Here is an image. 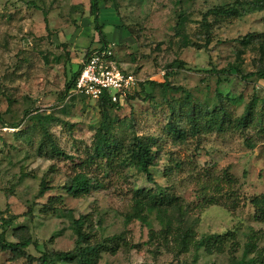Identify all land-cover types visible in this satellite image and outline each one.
I'll list each match as a JSON object with an SVG mask.
<instances>
[{"label": "rangeland", "instance_id": "obj_1", "mask_svg": "<svg viewBox=\"0 0 264 264\" xmlns=\"http://www.w3.org/2000/svg\"><path fill=\"white\" fill-rule=\"evenodd\" d=\"M234 1L188 3L189 19L179 35V0H100V23L118 67L144 82L168 77L179 87L167 89L166 98L156 88L150 97L146 84V92L124 98L113 113L119 142L127 144L135 134L155 140V189L175 196L173 223L166 230L156 220L151 227L125 219L133 213L135 190L154 187L144 175L120 158L81 165L89 162L102 113L97 101L63 93L84 54L101 44L90 0H0V116L9 124L24 120L20 128H10L0 118V214L16 216L21 226L16 230L23 228V237L32 236L36 243L28 249L31 254L73 250L72 216L86 214L92 241L119 236L106 242L109 247L98 264H232L252 236L264 254V212L255 204L258 200L264 207V78L244 77L264 72V7L213 26L207 46L200 25L203 12ZM253 32L257 41L243 45L240 40ZM182 35L195 45L187 46ZM235 64L242 74L230 69ZM216 88L241 96L240 102L229 105L234 117L255 99L254 121L224 131L208 127L185 142L174 139L167 129L164 100L190 92L196 103L212 109L219 103ZM7 98L13 99L10 107ZM36 112L52 116L47 128L70 158L38 153L42 134L32 118ZM81 170L89 172L97 187L74 197L64 185ZM43 177L50 188L40 195ZM42 208L52 209L45 213ZM187 228L194 233L190 249L179 251L174 238ZM15 232L9 231V239L17 240ZM207 236L208 249L194 263L195 242ZM27 261L11 259L9 252L0 250V264H30Z\"/></svg>", "mask_w": 264, "mask_h": 264}, {"label": "trees", "instance_id": "obj_2", "mask_svg": "<svg viewBox=\"0 0 264 264\" xmlns=\"http://www.w3.org/2000/svg\"><path fill=\"white\" fill-rule=\"evenodd\" d=\"M90 14L93 18L95 24V29L97 30L99 42L101 44L96 46L86 52L82 59L89 56L94 50H108L111 54L105 56L106 60H109L116 64L113 52L111 50V45L109 44L106 35L103 31V25L100 23V0H90ZM193 0H179L181 10L175 13L178 16L176 27L178 29L177 34L181 33V30L185 28L187 20L189 19V8L188 3H192ZM185 7V8H184ZM264 7V0H235L233 3H225L214 5L202 14L200 20V25L204 30L205 35V45H209L212 41V28L218 25L219 22L223 20H228L232 18H241L245 14L254 10H261ZM180 35V34H179ZM257 33H248L240 41L243 45L249 46L251 43L257 41ZM182 40L187 44V46H194V42L187 39L186 35H182ZM184 44V45H185ZM260 48H263V43L260 44ZM82 64L78 66V69L74 72L71 80L66 84L63 96L68 93H74L72 91L75 80L81 70ZM118 67V64H116ZM121 69V68H119ZM230 69H237L242 74L237 64L231 66ZM123 70V69H121ZM125 71V70H123ZM134 73V72H133ZM168 75H171L170 72ZM258 76L259 78H264V72L252 71L247 73L245 78H252ZM218 82H221V78H218ZM148 85L150 92L148 96L152 95L156 88H160L163 92V97L166 98L167 89H179V87L174 86L169 81L168 77L164 81H140L139 86L132 91L127 92L125 96V101L129 98L135 96L139 91H147L144 87ZM216 98L219 99V103H216L212 109L203 107L201 104L196 103L193 100V96L190 92H187L185 97H178L172 99H165L168 107V122L167 129L170 135L174 139H178L180 142H185L189 137H198L205 131H208V127L216 128L219 131H224L228 127L235 126L237 128L247 127L250 123L254 121L255 118V99L250 101L244 109V112L240 116H233L229 111V105L236 104L240 102V97H234L227 94H223L218 88L215 89ZM2 93L0 92V96ZM8 106L13 103L12 98H7ZM264 103V97L260 99ZM163 103V102H162ZM102 113V121L97 129L96 138L93 143V152L89 156V162L83 161L81 165H98V159L106 158V162L111 163L113 158H120L125 164L134 168L137 172L144 175L150 183L154 184V187L150 188H137L134 195L133 203V213L126 215V221L130 222L133 219L142 221L143 223L153 226V220L158 221L164 228L171 229L173 220L171 218L170 211L175 208V204L172 203L174 199V194L167 193L164 190H156L155 187H159L156 179L153 176L151 167L155 165L156 154L153 151V144L155 143L154 138L149 136H139L133 135L127 144L119 142L116 138V123L118 122L117 116L114 115V111L120 109L121 102L113 101L108 95H103L98 101ZM263 105V104H261ZM32 118H36V126L40 125L41 138L40 144L38 146V153L41 155L49 154L52 156L58 155L65 158H70L71 156L67 154L64 150L60 149L52 134L47 128V122L52 120L51 115H42L36 112L32 114ZM25 116H29L26 111ZM31 117V114H30ZM4 127L10 128H20L24 120L9 124L2 118ZM260 119H262V112H260ZM62 122V121H61ZM22 131V130H18ZM97 185L92 181L89 176V172L86 170H81L77 172L71 179L64 185V189L74 197H82L96 188ZM50 188L49 181L45 177L42 178L40 182L39 194L44 195V193ZM255 204L260 207L261 213L264 212V207L255 200ZM45 208H42L44 210ZM52 209V208H50ZM44 210L45 213H50L51 210ZM53 211H58L55 207ZM16 216H10L9 218L4 217L0 214V250L10 253V258L18 260L20 258H26L30 264L33 261H37L39 264H59V261L65 264H98L99 260L103 254L108 249L109 240H115L119 236H112L106 238L104 241H92L93 234L85 228V224L88 221L89 215H81L79 218L72 216L71 226L76 235L75 237V248L68 252H55V251H45L43 254L36 256L31 254L28 249L31 245H35V241L32 236L23 237V228L18 232L20 224H16ZM14 229L16 232L17 240L9 239V231ZM18 234V235H17ZM194 236L193 230L187 228L179 232L178 237L174 240L180 246L179 251H189V245L192 237ZM211 237L207 236L201 238L195 242V258L194 263H196L200 257L201 251L203 249H208L209 239ZM251 239L245 242L243 253L240 258L233 261L232 264H264V254L262 250H259L256 246L257 243L254 242L255 237H250ZM259 252L257 255H251L252 252ZM138 264H151V263H138Z\"/></svg>", "mask_w": 264, "mask_h": 264}, {"label": "built area", "instance_id": "obj_3", "mask_svg": "<svg viewBox=\"0 0 264 264\" xmlns=\"http://www.w3.org/2000/svg\"><path fill=\"white\" fill-rule=\"evenodd\" d=\"M108 50H94L81 60V70L75 80L72 91L83 97L98 101L108 95L113 101L124 100L127 92L135 90L140 79L133 72L117 68L105 56Z\"/></svg>", "mask_w": 264, "mask_h": 264}]
</instances>
